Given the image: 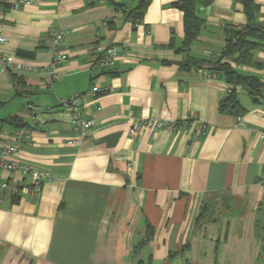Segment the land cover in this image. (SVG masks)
<instances>
[{"label": "crops", "instance_id": "crops-1", "mask_svg": "<svg viewBox=\"0 0 264 264\" xmlns=\"http://www.w3.org/2000/svg\"><path fill=\"white\" fill-rule=\"evenodd\" d=\"M175 1L151 0L134 22L136 0H35L19 9L0 0V146L24 125L17 158L52 177L36 190L32 178L0 171L9 184L0 264H264V141L253 134L264 129V99L237 86L241 120L221 112L234 87L212 69L225 27L247 24L243 5L199 7L205 22L186 48ZM254 2L264 23V0ZM50 31L66 32L67 58L55 70ZM100 45L118 53L106 69ZM238 71L264 83V48ZM92 86L110 90L91 95ZM76 94L92 121L83 139L59 104ZM147 120L177 129L130 134Z\"/></svg>", "mask_w": 264, "mask_h": 264}, {"label": "trees", "instance_id": "trees-1", "mask_svg": "<svg viewBox=\"0 0 264 264\" xmlns=\"http://www.w3.org/2000/svg\"><path fill=\"white\" fill-rule=\"evenodd\" d=\"M151 0H136V7L129 11L132 20L139 21ZM214 0H176L174 6L183 13L184 46L189 48L196 40L205 20L198 15L199 7H208ZM243 5L247 24L243 27H225V45L222 56L213 63L212 69L220 73L234 87L219 104L221 112L241 116L243 108L235 87L240 86L251 99L260 103L264 99V83L257 77L244 75L235 65H251L256 50L264 48V23L259 22L258 7L254 0H238ZM118 7H124L118 6ZM233 66H232V65ZM16 121V118H13ZM22 125L19 128H24Z\"/></svg>", "mask_w": 264, "mask_h": 264}, {"label": "built area", "instance_id": "built-area-1", "mask_svg": "<svg viewBox=\"0 0 264 264\" xmlns=\"http://www.w3.org/2000/svg\"><path fill=\"white\" fill-rule=\"evenodd\" d=\"M34 1L35 0H1V3L11 9H19L24 6L31 5ZM65 35L66 32L63 31L49 32L48 37L51 42L50 50L53 53V58L49 65V69L51 70H55L57 63L64 61L67 58L66 54L60 50V44ZM5 42L6 39L0 35V43ZM97 51L100 55L98 66L102 69L112 66L118 58L116 49L109 45H100L97 47ZM1 64L2 71L4 72L11 71L13 66H15L11 58L3 56L1 58ZM236 67L240 68L239 65H236ZM55 77L56 75L50 73L47 81L49 82ZM109 90L110 89L108 86H92L90 89V94L104 95ZM226 92H231V89H228ZM59 104L65 110L71 113V123L74 125L79 138H85L92 126V121L86 118L87 112L84 107L85 96L83 94L72 95L68 98L60 99ZM238 120H241L240 116L238 117ZM139 128H153L155 130L175 131L177 126L174 122L169 123L159 120H147L134 123L133 127L130 129V134L135 135ZM27 134V128H19L13 134L12 143L0 146V171L7 173L10 177L15 175L30 177L33 179L34 188L39 190L41 185L46 181H50L52 177L47 170L34 167L33 165L25 163L17 158L18 147L27 138ZM253 134L257 137V139L264 141V129H254ZM8 186L9 184L7 182L0 183V205L3 201L1 192L7 189ZM10 191L11 193H15L16 189Z\"/></svg>", "mask_w": 264, "mask_h": 264}]
</instances>
